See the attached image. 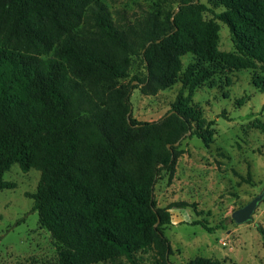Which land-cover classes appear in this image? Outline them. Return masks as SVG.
<instances>
[{"label": "trees", "instance_id": "trees-1", "mask_svg": "<svg viewBox=\"0 0 264 264\" xmlns=\"http://www.w3.org/2000/svg\"><path fill=\"white\" fill-rule=\"evenodd\" d=\"M217 1L224 10L214 16L229 28L235 53L217 51L219 26L192 0L128 31L102 0H0V191L12 187L4 177L14 164L40 171V186L28 196L61 245L51 264L132 261L145 249L154 251L153 264H174L163 227L171 208L188 204L159 208L155 186L163 171L174 176L185 139L212 142L214 121L192 100L215 71L190 64L172 109L156 121L132 116L131 94L171 88L187 53L264 71V0ZM134 57L143 77H130Z\"/></svg>", "mask_w": 264, "mask_h": 264}, {"label": "rangeland", "instance_id": "rangeland-1", "mask_svg": "<svg viewBox=\"0 0 264 264\" xmlns=\"http://www.w3.org/2000/svg\"><path fill=\"white\" fill-rule=\"evenodd\" d=\"M114 23L122 30L137 29L149 19H162L178 10L181 0H102ZM204 4L206 21L219 26L217 51L235 53L229 28L214 13L224 10L217 0H192ZM178 81L157 95H144L140 89L131 94L132 116L138 121H156L171 109L182 88L181 79L188 66L212 69L214 76L196 88L192 105L202 111L206 122L214 121L209 145L198 137L182 143L172 178L163 171L155 186L159 208L185 202V208L169 210L172 222L163 227L170 241L174 264H187L197 257L220 264H264V200L253 221L238 225L232 214L264 192V71L231 69L218 62L199 61L192 53L181 57ZM145 75L140 58L134 57L130 77ZM127 81V80H126ZM134 83H137L136 81ZM187 94V91H185ZM12 185L0 191V264H51L58 260L61 245L39 223L33 211L41 173L24 172L14 164L5 174ZM197 221L223 228L207 232ZM155 253L139 251L131 261L121 257L114 262L97 264H153Z\"/></svg>", "mask_w": 264, "mask_h": 264}, {"label": "water", "instance_id": "water-1", "mask_svg": "<svg viewBox=\"0 0 264 264\" xmlns=\"http://www.w3.org/2000/svg\"><path fill=\"white\" fill-rule=\"evenodd\" d=\"M264 200V192L254 198L244 207L236 210L232 214V219L238 225H243L253 221V215L259 204Z\"/></svg>", "mask_w": 264, "mask_h": 264}]
</instances>
